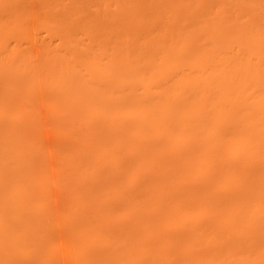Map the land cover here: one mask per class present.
Listing matches in <instances>:
<instances>
[{"label":"bare ground","instance_id":"obj_1","mask_svg":"<svg viewBox=\"0 0 264 264\" xmlns=\"http://www.w3.org/2000/svg\"><path fill=\"white\" fill-rule=\"evenodd\" d=\"M0 264H264V0H0Z\"/></svg>","mask_w":264,"mask_h":264},{"label":"rangeland","instance_id":"obj_2","mask_svg":"<svg viewBox=\"0 0 264 264\" xmlns=\"http://www.w3.org/2000/svg\"><path fill=\"white\" fill-rule=\"evenodd\" d=\"M41 107H42V109L40 108V105H39L37 108H40V111H38L37 109H36L35 111H38L39 113L42 111V113H41L40 116H39V113H37V112H36V113H37V118L40 117V118L38 119L37 122L39 123V120H40V123L42 122L41 124L43 125V123L45 122V120H44V122H43V120H42V119H43V118H42V117H43L42 114L45 113V112H44V109H43L44 106H41ZM35 108H36V107H35ZM45 109H46V108H45ZM40 123H39V124H40ZM39 124L36 123V126H34L33 129L35 130V133H34V134L37 133L36 136H40V138H41V135H44L46 132H49V129H50V128H47V129H46V128H43L44 126H42L41 124L39 125ZM37 125H38V126H37ZM44 125H45V123H44ZM39 127H40V128H39ZM41 127H42L43 129H41ZM36 129H37V130H36ZM40 129H41V130H40ZM44 129H45V130H48V131H45ZM39 130H40V131L44 130V132H43L41 135H38V133L40 132ZM36 131H37V132H36ZM38 131H39V132H38ZM40 133H41V132H40ZM40 133H39V134H40ZM33 136H34V135H33ZM44 136H45V135H44ZM35 138H36V137H35ZM38 138H39V137H38ZM36 139H37V138H36ZM44 147H45V146H44ZM43 150H44V149H43ZM45 150H46V148H45ZM46 161H47V159H46ZM46 163H47V162H46ZM47 167H48V166H47ZM44 168H45V167H44ZM45 170H46V169H45ZM47 172H48V170H47ZM43 173H44V171H43ZM45 173H46V172H45Z\"/></svg>","mask_w":264,"mask_h":264}]
</instances>
